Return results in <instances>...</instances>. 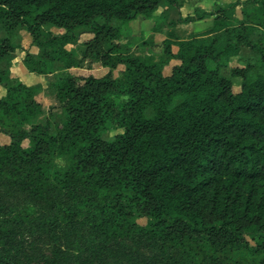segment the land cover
Segmentation results:
<instances>
[{"label":"trees","instance_id":"trees-1","mask_svg":"<svg viewBox=\"0 0 264 264\" xmlns=\"http://www.w3.org/2000/svg\"><path fill=\"white\" fill-rule=\"evenodd\" d=\"M164 1L183 6V0H0L6 31L0 38V84L6 87L0 133L11 140L0 143V191L18 189L70 217L76 206L89 207L86 215L92 213L101 235L170 245L182 253L174 264H264V0H237L180 19L213 17L212 29L224 39L167 38L158 58L125 53L124 28L139 17L153 19ZM47 25L66 32L45 33ZM20 27L39 48L24 66L55 75L49 90L59 115L37 100L41 86L10 80L6 62L19 47L13 40ZM79 30L93 35L82 59L66 49L78 44ZM245 47L260 62L255 75L253 64L231 70L244 80L236 90L222 71ZM87 59L107 73L73 74ZM173 60L180 64L165 75ZM115 130L123 132L104 138ZM61 193L73 204L59 203ZM1 214L9 209L0 205ZM13 264L93 263L55 253Z\"/></svg>","mask_w":264,"mask_h":264},{"label":"rangeland","instance_id":"rangeland-1","mask_svg":"<svg viewBox=\"0 0 264 264\" xmlns=\"http://www.w3.org/2000/svg\"><path fill=\"white\" fill-rule=\"evenodd\" d=\"M235 1L237 0H183L185 5L181 9L172 8L164 1L153 19L139 17L124 28L125 36L120 41L123 51L141 58L149 56L158 58L163 55V41L167 38L188 40L196 37L201 42H209L215 38L224 39L223 32H215L212 29L211 17L202 22L189 24L181 22L180 19L202 13L198 8L200 6L207 11H216L218 7L227 6ZM44 31L54 35L66 32L65 29L52 25L45 26ZM78 35V44H69L66 49L78 59H82L83 44L91 40L93 35L86 30H79ZM5 36V29L0 26V38ZM13 41L19 47L6 62L11 82L22 81L28 86H41L42 91L37 96L38 101L42 103L47 113L51 111L59 115L61 112L59 104L49 90L55 75L39 76L34 73L39 76L34 82L25 77L28 73L24 66L26 55L39 54V48L33 43V38L25 28L20 27ZM177 50L178 48L174 47V51ZM259 60L258 54L245 47L238 57L231 60L229 68L224 69L222 74L230 78L235 89L238 90L244 80L233 77L231 70L253 64L257 68L253 71L255 75ZM178 64H180L178 60L171 61L164 69L165 75H170L173 67ZM123 69L124 67L121 66L115 75H120ZM107 71L99 61L91 59L84 60L81 68L72 69V73L80 77L90 75L102 77ZM4 92L6 87L0 84V97ZM180 101V98L176 99L175 104ZM152 115L153 111L149 109L147 116ZM26 128L30 129L29 126ZM122 132L123 130L109 131L105 133L104 138L111 141ZM10 141L7 135L0 133L1 144H9ZM24 145L28 146V141ZM58 163L61 164V161ZM57 198L59 203L65 206L73 204V201L63 193L58 194ZM0 203L9 209L8 215H0V264H13L18 260L36 262L52 257L55 253L67 255L69 259L75 260L87 256L93 264H98L95 255L100 256L104 264H146L138 257L140 255L160 264H174V259L180 260L182 257L181 251L170 245L162 247L161 243H150L146 239L138 242L127 237L109 238L105 234L101 235L100 229L96 226L98 221L93 220L91 212L86 215L90 211L89 207L82 210L76 206L73 210L74 214L70 217L62 209L52 210L45 202L14 188L0 191ZM77 220L79 223L76 222ZM138 223L145 226L147 220L139 218Z\"/></svg>","mask_w":264,"mask_h":264},{"label":"crops","instance_id":"crops-1","mask_svg":"<svg viewBox=\"0 0 264 264\" xmlns=\"http://www.w3.org/2000/svg\"><path fill=\"white\" fill-rule=\"evenodd\" d=\"M219 3H220V1H219ZM221 4V3H220ZM185 5V3H183V6ZM182 6V7H183ZM220 6V5H219ZM181 7V8H182ZM180 8V9H181ZM198 8H200L201 9V11L202 12H204V11H206V12H214V11H207L206 9H204V7H202V6H200V7H198ZM186 18V17H185ZM208 18L209 17H207L206 19H204V20H208ZM211 19H212V25H213V17H211ZM204 20H202V21H204ZM202 21H198V22H202ZM198 22H195V23H198ZM26 70H27V68H26ZM28 71V70H27ZM37 75V74H36ZM34 73H31V72H29L28 71V73L27 74H25V77L27 78V79H30V81L31 82H34V81H37V79L39 78V76H46V75H39V76H36ZM47 76H51V75H47ZM5 94H6V92H4V94L0 97V98H2V97H4L5 96ZM38 100V99H37Z\"/></svg>","mask_w":264,"mask_h":264}]
</instances>
